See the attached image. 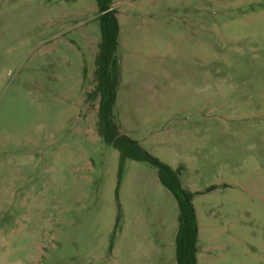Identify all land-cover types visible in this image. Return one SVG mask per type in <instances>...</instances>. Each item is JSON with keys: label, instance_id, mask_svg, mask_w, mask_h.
<instances>
[{"label": "rangeland", "instance_id": "obj_1", "mask_svg": "<svg viewBox=\"0 0 264 264\" xmlns=\"http://www.w3.org/2000/svg\"><path fill=\"white\" fill-rule=\"evenodd\" d=\"M113 3L119 132L184 167L202 245L249 231L213 258L264 264V0ZM100 42L96 0H0V264H177L158 169L98 136Z\"/></svg>", "mask_w": 264, "mask_h": 264}, {"label": "trees", "instance_id": "obj_2", "mask_svg": "<svg viewBox=\"0 0 264 264\" xmlns=\"http://www.w3.org/2000/svg\"><path fill=\"white\" fill-rule=\"evenodd\" d=\"M96 3L100 13L101 42L95 60L94 76L97 84L90 97L99 100L98 136L120 154L119 180L126 160L148 163L158 169L159 180L175 198L179 211L175 239L177 264H197L198 220L193 204L196 193L182 184L181 175L184 167L173 169L161 163L142 150L135 141L122 135L113 121L120 69L117 58L120 26L116 16L117 11L113 9V0H96ZM215 189L216 187H211L207 192Z\"/></svg>", "mask_w": 264, "mask_h": 264}, {"label": "crops", "instance_id": "obj_3", "mask_svg": "<svg viewBox=\"0 0 264 264\" xmlns=\"http://www.w3.org/2000/svg\"><path fill=\"white\" fill-rule=\"evenodd\" d=\"M198 220V243H197V264H220V262L229 263V264H238L235 260L232 259H216L213 258L212 251L218 249L219 243L222 240H227L230 243H241L244 238L241 237L243 234H247L249 231H245L240 228H214L208 229V233L212 236L206 237L201 244V229ZM178 229V227H177ZM172 250L175 248L173 242H171Z\"/></svg>", "mask_w": 264, "mask_h": 264}]
</instances>
